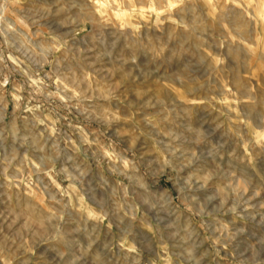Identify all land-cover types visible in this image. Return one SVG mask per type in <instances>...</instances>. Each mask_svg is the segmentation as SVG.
Masks as SVG:
<instances>
[{"label":"rangeland","instance_id":"1","mask_svg":"<svg viewBox=\"0 0 264 264\" xmlns=\"http://www.w3.org/2000/svg\"><path fill=\"white\" fill-rule=\"evenodd\" d=\"M0 264H264V0H0Z\"/></svg>","mask_w":264,"mask_h":264},{"label":"bare ground","instance_id":"2","mask_svg":"<svg viewBox=\"0 0 264 264\" xmlns=\"http://www.w3.org/2000/svg\"><path fill=\"white\" fill-rule=\"evenodd\" d=\"M66 77V76H65ZM122 157V156H121ZM125 157V156H124ZM123 159V158H122ZM123 161V164L122 165H124V167H126V168H128V162H127V159L126 160H122ZM121 163V162H120ZM132 166V165H131ZM123 167V166H122ZM130 167V166H129ZM133 169V168H132ZM122 171V170H121ZM125 171V170H124ZM132 173H130V171L129 172H127V171H125V172H123V174H124V176H126L129 180H131V179H133V176L135 175L134 173H133V171H131ZM137 175V174H136Z\"/></svg>","mask_w":264,"mask_h":264}]
</instances>
